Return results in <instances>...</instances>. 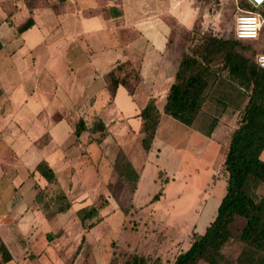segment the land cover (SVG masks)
I'll list each match as a JSON object with an SVG mask.
<instances>
[{
    "label": "rangeland",
    "instance_id": "374dc122",
    "mask_svg": "<svg viewBox=\"0 0 264 264\" xmlns=\"http://www.w3.org/2000/svg\"><path fill=\"white\" fill-rule=\"evenodd\" d=\"M235 2L193 0L196 9L192 27L186 31L176 25L169 31L173 19L156 18V39L166 35L175 50V62L181 52L176 44L184 50L192 36L213 33L231 37L237 14ZM102 4L108 7L110 3L102 0L94 14H103L106 20L85 18L93 14L90 10L84 17L78 13L94 6L95 0H0L4 10L0 11V24L5 22L0 45V125L5 124V129L0 130V147L9 146L14 153L13 159L0 160V219H13L8 210L18 202L27 204L33 191L40 188L46 197L63 188L71 205L68 212L48 220L34 216L31 245L9 243L14 257L6 264H66L72 257V264H122L132 252L170 264L188 246L192 231H203L225 194V180L217 171L229 132L237 125L238 112L228 106L222 113L216 141L164 113L162 89L173 76L170 66L175 64L169 61L171 57L168 63L162 62L158 80L149 86L148 79L140 78L138 66L141 51H146L147 59L155 52L154 45L146 43L148 30L143 32L144 38L129 39L137 29L124 27L132 21L130 0H122V15L113 14V6L102 13ZM34 6L36 24L18 34L16 27ZM112 14L118 17L116 23ZM115 24L117 29L113 31L111 26ZM7 27L10 30H5ZM259 33L253 43L257 49L262 47L264 30ZM125 49L139 51L127 52L125 59ZM117 60L122 62L115 63ZM118 64L113 76L123 84L112 101L115 88L109 71ZM150 94L156 98L161 115L145 152L136 113ZM95 114L107 123L105 138L99 143L89 141L88 131L74 136L72 129L78 116L90 126ZM44 132L53 135L50 143L40 148L32 145L31 141ZM46 139L44 135L41 141ZM118 155L127 158L138 172L135 187L116 173L113 164ZM41 158L57 173L55 184L41 182L35 174L27 178L26 168ZM260 158L264 161V149ZM159 170L165 171L160 177ZM31 184L34 190L28 191ZM14 185L18 188L13 191ZM161 187L159 198L150 201ZM83 205L98 208L92 220L96 223L89 230L81 228L74 213ZM27 220L31 221L30 213ZM242 224L243 220L236 218L233 233ZM81 234L84 240L80 243ZM240 248L239 242L231 240L222 251L235 257ZM24 250L25 257L37 254L36 258L21 259Z\"/></svg>",
    "mask_w": 264,
    "mask_h": 264
},
{
    "label": "trees",
    "instance_id": "16d2710c",
    "mask_svg": "<svg viewBox=\"0 0 264 264\" xmlns=\"http://www.w3.org/2000/svg\"><path fill=\"white\" fill-rule=\"evenodd\" d=\"M240 8L253 10L246 0H236L235 13ZM257 10L264 18V5ZM32 24L33 19L29 16L17 27V32L27 30ZM259 35L255 40H240L234 37L233 32L231 37L199 34L192 36L187 48L181 52L164 97L163 112L213 139H216L220 117L228 106L238 112L239 118L229 132L217 171L219 178L225 180V194L203 231H192L188 246L179 251L170 264H264V161L260 158L264 149V68L256 62V55L264 53V40L260 49L253 44ZM118 67L119 64L114 69ZM109 74L114 88L123 84L114 78L113 69ZM160 115L155 97H150L140 109L141 146L145 152L154 139ZM84 131L90 133L89 141L97 143L107 135L106 125L98 116L90 126L83 118L76 121L73 135L78 137ZM113 166L119 177L136 186L138 172L127 158L118 155ZM34 171L46 184L57 182L55 172L44 160L36 163ZM161 172L165 171L159 170L158 177ZM57 189L49 197L43 188L35 193L34 200L46 218L65 213L70 208L63 190ZM160 194L162 187L150 201L157 200ZM75 214L81 228L89 230L96 223L92 220L97 217L98 208L83 206ZM236 218L242 219L243 224L233 233L232 225ZM83 240L84 234L80 243ZM231 240L241 244L235 257H229L222 251V247ZM0 255V264L11 259L2 241ZM73 260L74 257L66 264H72ZM122 264H161V261L158 257L150 259L132 252L125 256Z\"/></svg>",
    "mask_w": 264,
    "mask_h": 264
},
{
    "label": "crops",
    "instance_id": "0c3cea01",
    "mask_svg": "<svg viewBox=\"0 0 264 264\" xmlns=\"http://www.w3.org/2000/svg\"><path fill=\"white\" fill-rule=\"evenodd\" d=\"M53 1L54 2H56V1L59 2V0H53ZM68 1H72V0H64V1H61V3L68 2ZM101 1L102 0H95V5L94 6L85 7V8L80 9V12H78V11H76V12L81 13L82 17H84L83 16L84 13L85 12L87 13L90 10V11H93V14H89V15L87 14V17H85V18L97 17L98 16V17L102 18L103 20H106V17L103 14H100V13L94 14V11L98 10L96 8V6H98ZM107 1H109V3H110L108 7L105 4L101 5L102 13H104L105 10L107 11L110 6H113L114 8H117L116 11H114L113 14H115V13L116 14L120 13L121 15L123 14L125 6L122 4V0H107ZM130 4H132V8L130 10L131 11L132 21H131L130 25L124 26V27L128 28V27L131 26L130 28L135 27L137 29L135 31L133 29L135 34L132 35V36H131V34H129V39H130V37H131V39H134L135 37L136 38L137 37L144 38L145 33H143V32L144 31L146 32V29H147L148 30L147 33H148L149 39H146V43L149 44L148 42H151L152 45H154V46H152V45L151 46L155 50V52L150 53L148 59H147V56H146V51H141L140 52L141 59L139 60V65H138L139 66V70H140V74L139 73L138 74H139L140 78L144 77V79L146 78L145 80L148 79V83H149L148 85L149 86H153L155 81L158 80V77H156V76L159 73L161 63L162 62L168 63L167 60H168V58L170 59V57H171V59L169 61L173 62L172 58H173V56H175V54H174L175 50L171 49V43L168 42L169 40H166V35L164 37H160V38L156 39V34L154 33L156 31V28H157V26L155 24V19L158 18L159 20H162V18L165 17V16H167V19H169L171 17L173 20H172V24L169 25V28H168L169 31H171V29L174 26H176V25L183 26L184 29L187 31L193 25V20H194V14H195L196 6L193 5V0H130ZM4 7H5V4H4ZM34 8H37V6H34V7H32V9L28 10V17L30 16L33 19V24L31 25V27L36 24V20L34 18V13H33L34 12ZM0 11H4V10L0 8ZM113 14L111 15V18L116 23L118 21V17H114ZM162 21H159V23H162ZM4 23L0 24V33H1L0 34V45H1V41H3L2 40L3 39L2 33L5 32V31L1 32V30H3L5 28ZM158 25H160V24H158ZM111 27H112L113 31L117 29V25L114 26V27L112 25ZM8 28L9 27H7L5 30H10V28L9 29ZM16 32H17V29H16ZM115 32H117V31H115ZM176 45L181 47V52H182L181 44L177 43ZM129 51H131L132 53H136L139 50L136 49V52H134L133 49H128V50L125 49V51H123L124 52L123 55H124L125 59L128 58L127 52H129ZM181 52H180V55H181ZM180 55L177 58V60L175 62H173L175 64V66L174 67L170 66V68L173 69L172 70L173 74H174V71H175L174 68H176V66H177V63H178L179 58H180ZM145 60H150V61H149V63H146ZM118 62L121 63L122 61L117 60L115 63H118ZM112 69H114L113 66H112L111 70ZM171 69H170V71H171ZM170 75H171V73H170ZM170 77L171 76H169V78H168V81H169L168 85L166 87H163V89H162V93L164 94V97H165L166 91H167L170 83L173 80V76L171 78ZM119 85H121V84H118V86ZM104 86H106V83H104ZM118 86L114 90V95H112V101H114V98H115L116 93H117ZM150 97H154V96H152L151 94L148 95L145 103L147 102V100ZM88 103H89L88 105H90L91 102H88ZM145 103H144V105H145ZM77 108H78V106H77ZM140 109L136 113V117L139 120V130H140V118H139ZM95 116L100 117L103 120V122H104V124L106 125V128H107L106 121L99 115L95 114ZM79 118H83V117L82 116H78L77 120ZM74 126H75V123L73 125L72 133H73V130H74ZM4 129H5V124L1 123L0 130H4ZM84 132H82V133H84ZM155 134H156V132H155ZM44 135H47L48 139H46L44 141H41V138ZM141 136H142V133H141ZM52 138H53L52 134H50L48 132H44L37 140H32L31 144L34 145V146H37L38 148H40V147L50 143ZM209 138H211V137H209ZM211 139H213V138H211ZM213 140H215V139H213ZM7 144L10 145L11 143L10 144L7 143ZM39 144H40V146H39ZM13 155H14V153H12V148H10L9 146L0 147V160L9 161L10 158L13 159ZM41 160L45 161V159L41 158L37 162H39ZM37 162L32 164L29 168H26V176H27V178H32L33 174H35L38 177L42 178L37 172L34 171V167H35ZM48 165L50 166L51 164L48 163ZM50 167L52 168V166H50ZM55 174H56V177H57V173H55ZM43 181H44V183H46L45 180L42 178L41 182H43ZM32 184L29 187L28 191L34 190L33 187H32ZM17 188L18 187L16 185H14L13 186V191L16 190ZM61 189L64 190L63 188H61ZM35 193H36V191L34 190L33 193H32V198L27 204L24 205V204H20L21 202H18V204L13 206L11 208V210H8L9 215L12 214L13 219L11 217L9 219H6V220H1L0 219V227L3 229L0 232V241H2L6 245L8 250H9V246H8L9 243H11V244L13 243V244H15L17 246L20 245V247L23 245L24 242L28 246L31 245V243H29V239L33 238L35 236L33 234L35 232V230H33V229L36 228V226L33 225V221L36 220V218L34 216H37V220H42L44 218L47 219L43 215L42 211L40 210V207L37 204V202L34 200ZM83 206H85V205H83ZM83 206H80V207H83ZM80 207H78V208H80ZM70 208H71V205H70ZM78 208H76L74 210V213H75V211ZM69 209H68V211H69ZM17 213H18V216H17ZM29 213L31 214V221H28V220L25 221V218L28 216ZM62 214H64V213H62ZM56 216H58V214ZM56 216H54V217H56ZM54 217H52V218H54ZM81 235H80V238H81ZM24 252H25V250L21 252V259H23V260H25L26 258L34 260L36 258V256H37V254H36L32 258L25 257L24 256L25 255ZM10 254H11V259L9 261L3 263V264L12 262L13 257H14L13 254H12V251L10 252Z\"/></svg>",
    "mask_w": 264,
    "mask_h": 264
},
{
    "label": "built area",
    "instance_id": "2783aa9c",
    "mask_svg": "<svg viewBox=\"0 0 264 264\" xmlns=\"http://www.w3.org/2000/svg\"><path fill=\"white\" fill-rule=\"evenodd\" d=\"M253 10L239 9L234 18L233 35L240 40H254L264 27V18L258 8L264 5V0H246ZM256 62L264 68V53L256 55Z\"/></svg>",
    "mask_w": 264,
    "mask_h": 264
}]
</instances>
